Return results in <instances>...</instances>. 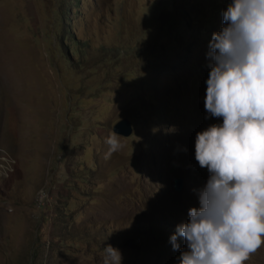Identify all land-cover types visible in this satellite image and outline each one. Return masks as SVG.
<instances>
[{"label": "rangeland", "instance_id": "rangeland-1", "mask_svg": "<svg viewBox=\"0 0 264 264\" xmlns=\"http://www.w3.org/2000/svg\"><path fill=\"white\" fill-rule=\"evenodd\" d=\"M226 2L0 0V264H104L109 244L176 264L208 178L196 133L222 122L204 98Z\"/></svg>", "mask_w": 264, "mask_h": 264}, {"label": "clouds", "instance_id": "clouds-1", "mask_svg": "<svg viewBox=\"0 0 264 264\" xmlns=\"http://www.w3.org/2000/svg\"><path fill=\"white\" fill-rule=\"evenodd\" d=\"M206 58L204 107L222 122L196 133L208 178L169 239L174 251L178 237L185 242L176 264H245L264 245V0H227ZM118 136L107 138V156ZM104 254V264H121L119 249L105 245Z\"/></svg>", "mask_w": 264, "mask_h": 264}, {"label": "water", "instance_id": "water-1", "mask_svg": "<svg viewBox=\"0 0 264 264\" xmlns=\"http://www.w3.org/2000/svg\"><path fill=\"white\" fill-rule=\"evenodd\" d=\"M113 131L123 135V136H128L131 131V125L130 122L127 119H121L117 123L114 124L113 126ZM183 181L180 178H174L173 179V188L175 191H180L182 189Z\"/></svg>", "mask_w": 264, "mask_h": 264}]
</instances>
